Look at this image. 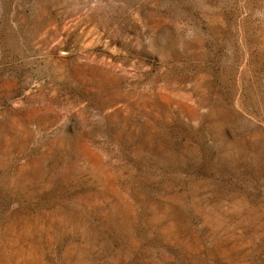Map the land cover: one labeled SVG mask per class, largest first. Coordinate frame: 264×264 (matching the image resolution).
Segmentation results:
<instances>
[{
    "label": "rangeland",
    "instance_id": "obj_1",
    "mask_svg": "<svg viewBox=\"0 0 264 264\" xmlns=\"http://www.w3.org/2000/svg\"><path fill=\"white\" fill-rule=\"evenodd\" d=\"M0 264H264V0H0Z\"/></svg>",
    "mask_w": 264,
    "mask_h": 264
}]
</instances>
